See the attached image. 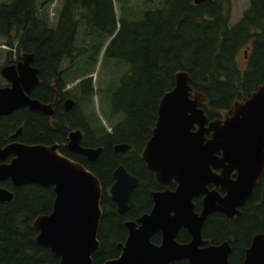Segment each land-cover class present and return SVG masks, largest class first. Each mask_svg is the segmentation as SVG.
<instances>
[{"label": "trees", "instance_id": "1", "mask_svg": "<svg viewBox=\"0 0 264 264\" xmlns=\"http://www.w3.org/2000/svg\"><path fill=\"white\" fill-rule=\"evenodd\" d=\"M129 1L59 0V9L51 20L48 6L53 0H16L19 48L35 56L34 65L42 73H55L66 58L70 70L77 72L74 82L80 80L76 97L81 109L88 103L92 108L94 96L100 94L99 102L110 107L109 119H121V126L128 124V135L147 130L159 100L173 88L178 71L190 75L192 88L207 99L203 109L213 118L230 111L234 101H244L262 84L264 0H248L247 9L233 25L231 0L199 5L193 0ZM81 30L84 42L78 45ZM247 48L251 52L242 72L237 55ZM77 53L80 58L75 57ZM109 61L115 63V70L123 65L127 72L109 79L103 89H95L92 74L99 63L104 68ZM92 112L98 124L83 115V146L104 147L109 152L112 145L128 140L123 133L106 136L93 108ZM64 142L52 135L46 144ZM114 164L113 160L103 164L100 172L109 173ZM96 173L100 177L98 170ZM101 182L105 191V180ZM10 190L15 194L13 200L0 202V264H59V258L49 249L35 243L37 231L32 226L37 216L51 211L52 189L23 186ZM251 200L236 227L240 237L264 233V173ZM112 230L107 235L109 243L102 242L93 264H103L116 254L114 245L123 231L121 220H112ZM237 241L240 249L247 246L243 245L245 241Z\"/></svg>", "mask_w": 264, "mask_h": 264}, {"label": "water", "instance_id": "2", "mask_svg": "<svg viewBox=\"0 0 264 264\" xmlns=\"http://www.w3.org/2000/svg\"><path fill=\"white\" fill-rule=\"evenodd\" d=\"M211 1L193 0L195 5ZM32 59L29 55V64ZM37 74V69L27 63L19 64L15 86L0 89V115L7 113L10 106L48 111L47 106L29 100L26 95L37 84ZM206 103L205 96L192 88L190 75L176 72L173 88L159 100L156 125L142 158L156 174L159 184L164 186L170 181L178 184L174 193L153 194L157 205L162 198L171 199L177 205H188L190 215H194L192 199L205 195L201 216L194 215L192 219L197 226L189 229L194 241L188 246L175 247L172 256L186 257L190 264H226L230 253L227 243L204 250H198L196 245L206 216L213 212H223L230 218L238 214L236 208L250 198L264 170V80L244 101L234 102L231 116L212 121L207 127V117L201 108ZM208 134H211L209 139L205 137ZM69 139L68 148L90 160L101 152V148L81 147L80 131L72 132ZM130 148L122 144L114 150L121 152ZM58 149L57 144L6 147L0 152L1 160L10 154L15 158L8 165H0V182L10 179L15 187L26 184L53 187L51 212L37 216L32 224L37 231L35 243L49 249L59 258V264H93L92 256L99 248L101 185L96 176L61 155ZM218 154L222 157L218 158ZM211 167L221 168V174L214 173ZM234 170L237 177L231 181L229 176ZM115 179L111 194L122 212L136 180L122 167L115 172ZM207 185H222L226 196L222 198L215 191L209 192ZM13 196L0 188L1 203L11 202ZM137 222L141 224L138 229L134 223L127 224L129 237L121 255L103 264H169L165 247L171 235L164 233L160 248L149 241L157 230L156 213ZM243 264H264V233L253 238Z\"/></svg>", "mask_w": 264, "mask_h": 264}, {"label": "flooded vegetation", "instance_id": "3", "mask_svg": "<svg viewBox=\"0 0 264 264\" xmlns=\"http://www.w3.org/2000/svg\"><path fill=\"white\" fill-rule=\"evenodd\" d=\"M18 25L19 22L16 0H0V89H12L17 83L19 64L27 63L31 68L37 69L38 82L26 95L29 100L37 101L38 103L47 106L49 109L47 112H36L31 110L29 106H23L20 108L10 106L7 113L0 115V152L13 144L23 146H50V144H46V142L49 141L52 135L65 141L62 145L59 143H53L51 145L57 144L59 146L58 151L61 155L82 165L98 178L101 185V219L97 232L99 248L96 253H98L101 249L102 242L107 240V235H110V232L113 231V219L117 218L121 220L123 231L120 241L116 242L114 245L116 254L108 260L116 259L121 255L122 248L125 246L129 237L127 224L134 223L136 225V229H138L141 227V224L137 221L145 216H150L153 212H155V226L157 227V230L150 236V243L153 246L160 248L164 243V233L171 235L172 238L169 239L165 247L167 248L165 249L167 256L164 258L168 260L169 264H190L188 258L172 256L171 253L175 252V247L188 246L194 241L189 229L190 227L194 228L197 226L196 222L192 219L194 218V215L196 217L201 216L205 195H199L192 199L191 202L193 205L194 215H190V208L188 205H177V203L171 199L162 198L160 199L161 202L157 205L153 194L174 193L178 187V184L174 181H170L164 186L159 184L156 180V174L147 167V164L142 158L144 149L147 142L151 139L152 131L156 125L158 104L156 106L154 120L145 132L142 133L139 131V134L128 135L126 133V129L129 125H119L121 120L119 119L117 122L112 124L109 130L107 129L106 136H113L115 134L119 135L123 133L125 137H128V140L123 139L125 142L112 145L109 152H107L104 147H98L101 148V152L92 160L81 154L72 152L68 148L70 141L69 135L75 131H80L81 133V147L89 148L83 146L86 133L81 128L83 113L79 105L80 102L76 97V91L80 93V88L76 87L80 80H76L73 85H68L66 82L72 73L76 74L77 72H72L70 70L71 65H69L68 60L64 58L59 69L55 73H42V71L34 65L36 61L35 56L33 54L26 53L19 48ZM250 50V48H247V50L244 51V54L247 56V54L251 52ZM78 54L79 53L75 56L76 58H80ZM29 55L33 56L30 64ZM75 87L78 89H75L73 93V89ZM234 102L232 103L230 111L221 112L215 118L210 117L206 109L204 110L203 106H201L204 110L205 116L207 117L205 127H207L212 121H223L226 116H231ZM210 136L211 134H208L205 137L209 139ZM122 144L128 145L131 148L121 152H116L114 147ZM217 157L221 158L222 155L218 154ZM14 158L15 155L13 154L7 155L4 160H1L0 156V165H8ZM112 160L115 164L111 166L109 173L103 175L100 172V167H103V164L105 165ZM120 167L124 169L126 174L136 180V184L128 196L126 209L122 212H120L119 205L113 199L111 194V188L116 182L115 172ZM211 169L217 175L221 174V168L214 169L211 167ZM97 170L100 177L97 176ZM263 173L264 170L260 179L257 181L250 198H248L242 206L236 208L238 214H233L231 218L223 212H213L206 216L200 227V240L196 245L198 250L220 247L222 244L227 243L230 253L227 256L226 264H243L245 252L250 247L253 238L262 233H254L249 237H240V232L236 230V227H239V221H242L244 216L242 211L245 206L247 204H252L251 199L255 194V190L260 180L262 179ZM236 177L237 173L234 170L230 174L229 180L235 181ZM103 179L105 180L107 187L105 191H103V184L101 182L104 181ZM23 186L51 188L53 192V204L55 194L53 187L51 186L43 187L39 185L26 184L15 187L10 179H5L0 182V188L13 193L14 196V192L10 189L20 188ZM206 189L209 192H217V194H219L222 198L226 196V192L222 189V185H207ZM237 240L245 241L243 245L247 244V246H245L243 250L240 249ZM107 241L109 243V240ZM94 255L92 256V260Z\"/></svg>", "mask_w": 264, "mask_h": 264}, {"label": "rangeland", "instance_id": "4", "mask_svg": "<svg viewBox=\"0 0 264 264\" xmlns=\"http://www.w3.org/2000/svg\"><path fill=\"white\" fill-rule=\"evenodd\" d=\"M130 3H133V0L129 1ZM231 13H230V25L235 24L237 21L240 20L243 12L247 9L248 7V0H231ZM118 3H115V10L116 13H119V7L117 5ZM59 9V0H53V2L48 6V15L49 18L51 20H53L56 16V12ZM83 30V29H82ZM82 30L81 32L77 35V39H78V45H82L83 44V38H82ZM81 36V37H80ZM87 42V40H85ZM85 42V43H86ZM246 49H243L239 55H237V65L239 67V69L244 72V70L247 68L248 65V59H249V54H247V56L244 54V51ZM102 54L101 53V58L99 59L100 62H102ZM246 56V57H245ZM108 64L104 67V68H100L101 65L100 63L97 65L96 67V71H102L100 72V74L98 75V72L94 74H92V78H93V85L95 89H103L105 87V82H107L109 79L114 78V80L116 78H120L122 77L123 73H126L127 71H125V68L123 67V65H120L118 70H115L113 67L115 66V63H111L110 61L107 62ZM74 74H71V76L66 80L68 85H73L74 82ZM100 96V94H98ZM99 96H94L93 100L94 103L92 105V108L94 109V111H96L97 116L99 118V121H101L102 125H104L106 131L107 129L109 130L112 126L113 123L117 122V119H109V114H110V107L106 102H102L100 103V97ZM87 106L82 108V113L83 115H87L88 119L95 125L98 124V120L97 118H95L93 112H92V108L90 103L86 104Z\"/></svg>", "mask_w": 264, "mask_h": 264}]
</instances>
